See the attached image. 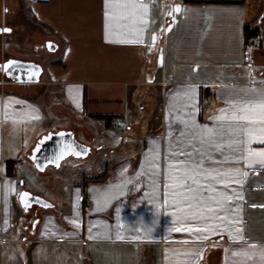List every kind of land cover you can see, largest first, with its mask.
Listing matches in <instances>:
<instances>
[{
	"label": "crops",
	"instance_id": "obj_1",
	"mask_svg": "<svg viewBox=\"0 0 264 264\" xmlns=\"http://www.w3.org/2000/svg\"><path fill=\"white\" fill-rule=\"evenodd\" d=\"M0 28V264H264V0H0ZM59 131L129 150L19 238L21 163Z\"/></svg>",
	"mask_w": 264,
	"mask_h": 264
},
{
	"label": "rangeland",
	"instance_id": "obj_2",
	"mask_svg": "<svg viewBox=\"0 0 264 264\" xmlns=\"http://www.w3.org/2000/svg\"><path fill=\"white\" fill-rule=\"evenodd\" d=\"M112 130L114 132L112 137L115 139L120 133L119 127L113 126ZM78 139L82 142H87L80 133ZM99 142V135L96 134V139L90 143H92L94 149H98L100 146ZM110 143L114 145L106 146L98 153L92 154L84 160H67L69 162H63V166L59 169L49 167L46 173L43 172L44 174H39L35 170L28 168L30 167L28 163H21L24 166V173L19 177V183L22 181L24 184H22V190H27L44 198L51 202L54 207L44 209L33 206L26 213H24L22 209L19 210L18 213H15V223L12 229H17L20 236L19 238L31 236L32 229H34L33 232H35L38 228L44 226L46 224V219L59 223L64 216L71 213L72 192L79 187L80 180L88 175H95L108 171L111 165L129 150V148L125 146L124 141L118 145H115L114 141ZM69 165H73V168H70ZM35 219L38 220L33 227Z\"/></svg>",
	"mask_w": 264,
	"mask_h": 264
},
{
	"label": "water",
	"instance_id": "obj_3",
	"mask_svg": "<svg viewBox=\"0 0 264 264\" xmlns=\"http://www.w3.org/2000/svg\"><path fill=\"white\" fill-rule=\"evenodd\" d=\"M2 32V29L0 28V33ZM50 43V42H49ZM49 43H47V49L50 52L56 51L57 46L51 42L52 47H49ZM17 64H21L23 66L22 70L29 71V69L32 70L31 76L27 77L28 81H37L40 74V66L35 65L31 62H23V61H15ZM60 133H63L64 135H59ZM45 137H48V139H45ZM40 145L39 149L37 150V145ZM66 144H72L78 146V150L84 152L83 155H75V153H69L68 155H65L63 159H60L58 161L59 166H57V163L55 162V155L59 152L60 148ZM91 152V149L89 146L79 143L76 138L74 137V134L71 131H59L56 133H48L46 135H43L38 142L36 143L34 149L31 151V154L29 156L30 161L33 163L36 170L40 173L45 172V170L49 167H60V164L69 157L74 158H86ZM27 192L29 193V196L25 198V201H21V193ZM19 194L18 201L23 209L24 212H28L33 206H38L44 209H49L53 207V204L44 198L37 196L27 190H22ZM37 221L34 222V226Z\"/></svg>",
	"mask_w": 264,
	"mask_h": 264
},
{
	"label": "snow or ice",
	"instance_id": "obj_4",
	"mask_svg": "<svg viewBox=\"0 0 264 264\" xmlns=\"http://www.w3.org/2000/svg\"><path fill=\"white\" fill-rule=\"evenodd\" d=\"M106 6H107V2H106ZM131 7L133 9H137V8H140V9H146L147 8V5H143V4H131V5H125V7ZM180 10V7L179 5L176 6V11H179ZM108 15V13L106 12V16ZM2 31H10V29H2ZM153 39H155V37H153ZM49 47L51 48L52 45H51V42L49 43ZM14 62L13 61H9L8 64H6L4 67L5 69L7 70L9 65H12ZM29 72L32 73V70L29 69ZM261 108L262 111H264V104H261L259 106ZM262 119H264V117H262ZM261 134L264 135V129L261 130ZM59 135L63 136L64 134L63 133H60ZM45 139H48V137H45ZM40 145L38 144L37 145V150L39 149ZM69 153H75V155L79 156V155H83L85 154L84 152L78 150V146L76 145H72V144H66L64 146H62L59 150V152L55 155L54 159H55V162L57 163V166H59L58 164V161L60 159H63L65 155H68ZM251 154V153H250ZM261 156H264V153H260ZM190 191V190H189ZM21 201L24 202L25 201V198L29 196V193L27 192H24V193H21ZM174 195H178L177 194H174ZM73 223H78V221H73ZM179 230V229H178Z\"/></svg>",
	"mask_w": 264,
	"mask_h": 264
},
{
	"label": "trees",
	"instance_id": "obj_5",
	"mask_svg": "<svg viewBox=\"0 0 264 264\" xmlns=\"http://www.w3.org/2000/svg\"><path fill=\"white\" fill-rule=\"evenodd\" d=\"M244 42L248 44L250 40L257 35V29L255 27H251L249 24H244ZM16 163V161L13 160H7L5 161L6 167L9 168L13 166ZM10 174V173H9Z\"/></svg>",
	"mask_w": 264,
	"mask_h": 264
},
{
	"label": "flooded vegetation",
	"instance_id": "obj_6",
	"mask_svg": "<svg viewBox=\"0 0 264 264\" xmlns=\"http://www.w3.org/2000/svg\"><path fill=\"white\" fill-rule=\"evenodd\" d=\"M16 64V63H15ZM17 66V68L15 69V67H13V73L10 71V68H12V67H10V65H9V67H8V74H11L13 77H15V78H25L26 77V73L24 72V70H22V68H23V66L22 65H16ZM18 69V70H17ZM23 71V72H22ZM38 219H35V221H37ZM34 221V222H35ZM34 222H33V224H34ZM33 227H34V225H33ZM33 230V229H32Z\"/></svg>",
	"mask_w": 264,
	"mask_h": 264
},
{
	"label": "built area",
	"instance_id": "obj_7",
	"mask_svg": "<svg viewBox=\"0 0 264 264\" xmlns=\"http://www.w3.org/2000/svg\"><path fill=\"white\" fill-rule=\"evenodd\" d=\"M140 3H144V2H154L156 0H137ZM121 126L125 125V123H120Z\"/></svg>",
	"mask_w": 264,
	"mask_h": 264
}]
</instances>
